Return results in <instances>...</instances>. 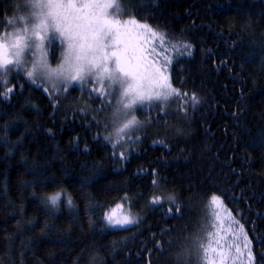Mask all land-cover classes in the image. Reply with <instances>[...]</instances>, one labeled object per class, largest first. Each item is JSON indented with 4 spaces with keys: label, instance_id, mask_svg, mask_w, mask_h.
Segmentation results:
<instances>
[{
    "label": "trees",
    "instance_id": "16d2710c",
    "mask_svg": "<svg viewBox=\"0 0 264 264\" xmlns=\"http://www.w3.org/2000/svg\"><path fill=\"white\" fill-rule=\"evenodd\" d=\"M16 2L0 0V31ZM120 2L187 95L138 110L146 128L117 143L107 103L79 86L53 95L24 74L0 86V264H199L213 196L264 264V0ZM48 52L56 65L61 44ZM163 193L174 201L155 205ZM117 204L138 223L108 228Z\"/></svg>",
    "mask_w": 264,
    "mask_h": 264
},
{
    "label": "snow or ice",
    "instance_id": "6c2138e0",
    "mask_svg": "<svg viewBox=\"0 0 264 264\" xmlns=\"http://www.w3.org/2000/svg\"><path fill=\"white\" fill-rule=\"evenodd\" d=\"M26 7L33 10V17L29 18L27 26L0 37V86L8 84V77L14 71L25 74L33 84L38 79L41 83L50 82L53 94L67 92L73 84L79 85L81 91L93 84L91 92L97 94V99L102 96V103L112 106L110 122L119 138L117 143L126 135H135L133 130L141 124L135 115L137 110L142 111L155 102H174L173 97L187 95L172 87L170 77L164 74L162 67L147 62L142 38L148 34L155 37L157 33L135 18H113L123 14L116 0H32ZM54 37L59 38L64 48V64L60 70L50 69L43 58L45 47L51 46ZM34 50L40 51L42 58L39 62L33 61L32 69L28 70L25 68L29 62L26 57L34 54ZM152 53H155V48ZM164 64H171L167 56ZM57 84H63V89ZM44 91L49 89L45 87ZM12 92L13 88L8 87L4 94ZM120 155L123 157L124 154ZM59 199V194L52 196L51 204L56 205ZM218 200V197H212V202ZM68 203L71 205V198ZM122 207L117 204L112 209L111 214L106 216L108 223L113 227L138 223L129 215H118ZM244 239L243 246L235 242L223 243L224 237L218 232H208L206 242L198 241L196 245L199 264H237L238 261L243 264L241 257L245 252L248 264H255L247 237Z\"/></svg>",
    "mask_w": 264,
    "mask_h": 264
},
{
    "label": "rangeland",
    "instance_id": "374dc122",
    "mask_svg": "<svg viewBox=\"0 0 264 264\" xmlns=\"http://www.w3.org/2000/svg\"><path fill=\"white\" fill-rule=\"evenodd\" d=\"M31 2H32V0H17L16 4L14 6L15 12L12 14V17L8 18L5 21V23L2 25V29L0 31V37H3L9 33H14L16 31H18L19 29L27 26V22L29 21V18L33 17V10L30 7H26V5H29ZM116 3H118L121 6L123 14L120 16H115L113 18L121 19V20H127L130 18H133L126 13V11H125L124 7L122 6L120 0H116ZM9 21H11V23H9ZM32 22H34V20ZM140 24H142V23H140ZM142 39H144L143 47L147 50V53H146L148 55V61L147 62L149 64H154L156 67H162L164 69V74L170 77V67H171L173 60L171 59V54H169L168 49L165 48L162 45V43L158 42L157 35L155 37H153L150 34H148V35H146L145 38H142ZM54 42L60 43L59 38L54 37ZM46 45H47V42H46ZM153 48H155V53H152ZM63 50H64V48L62 46V52H63ZM62 52H61V56L59 57V62L56 65H52L49 61L48 46L45 47V55L43 56V58L46 59L50 69L60 70V66L64 64V60L62 58ZM165 56H167V58L171 61V64H169V65L164 64ZM26 58L28 59L29 62L25 65V68L28 70H31L32 69V62L33 61L39 62L42 58V53L38 50H34V54H30ZM16 74H18V73L16 71H14L11 75H9L8 84L10 83L12 77L15 76ZM25 77H26V75H25ZM7 85H5V86H7ZM35 85L42 87L43 90L45 87H47L49 89L48 93L53 94V92L51 90V83L50 82L45 81L44 83H41V80L38 79L37 83H35ZM75 85L76 84H73L72 86H75ZM76 86H79V85H76ZM2 87H4V86H2ZM57 87L63 89L64 85L63 84H57ZM93 87H94L93 84L88 85V88L86 89L88 94L91 92ZM59 92L60 91L55 92L53 95H56ZM91 94L93 96L97 97V94L95 92H91ZM100 98L103 99L102 96ZM109 99H111V98H109ZM112 105L113 106L115 105V101L112 102ZM150 106L151 105H148L145 107H150ZM108 107L110 108V110L106 113V115L109 116L108 121H107V123H109V124L104 129H105V131H108L107 136L110 137V139L117 142V140L119 138L115 135L114 127L112 126V124L110 122L111 113H112V106L107 104V108ZM137 111L135 113L136 116H137ZM137 119H138V117H137ZM138 120L141 121L140 119H138ZM148 122L149 121H141V124L139 125V127L133 130L135 133V135H133V136L138 135L142 130H144L146 128V125L148 124ZM133 136L129 137L126 135V136H124L123 140H121V142L122 141H124L122 143L129 142ZM157 200L159 201V203H154L155 205L171 204L174 201L172 196H168L164 193L161 195L160 194L156 195L155 199H153L152 201H157ZM216 202L219 203V206H218V204H216ZM216 202L213 205V207H211V210L215 211V212H213V218L211 216V221H210L212 224L211 225L212 232H214V233L218 232L220 234V236L224 237V241H222L223 243H234V242L238 243V241H239V244L241 246H243V244L245 243V239H244L245 237H243L244 236L243 232L241 233L238 226H237L238 230L233 228V226H235L236 224L231 219V215H230L228 209L223 205V203L220 200H218ZM121 205L123 207H122V209L118 210V215H129L131 218H133L136 221H139L141 219V216H139V214H137V212L133 211L128 204H121ZM222 210H224L226 214H224V212ZM111 212H112V210L109 211L107 213V215L111 214ZM105 223H106V226L110 229H122V228H126V227L134 225V224H132V225H126L124 227H120V226L113 227L108 223L106 217H105ZM213 225H215V227H213ZM236 236H238V239L236 238ZM233 251H234V249H233ZM197 256H198V261H199V253L197 254ZM241 258L243 260V264H248L246 252H245L244 257H241ZM229 264H231V262H229ZM237 264H239V261L237 262Z\"/></svg>",
    "mask_w": 264,
    "mask_h": 264
}]
</instances>
